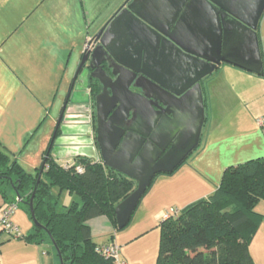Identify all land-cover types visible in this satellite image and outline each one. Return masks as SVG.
I'll list each match as a JSON object with an SVG mask.
<instances>
[{
    "label": "water",
    "instance_id": "obj_1",
    "mask_svg": "<svg viewBox=\"0 0 264 264\" xmlns=\"http://www.w3.org/2000/svg\"><path fill=\"white\" fill-rule=\"evenodd\" d=\"M197 2L210 10L213 19V43L209 45L182 37L178 22L171 27L169 22L156 20L139 0H125L90 38L92 47L83 52L60 111L48 153L61 123V132L69 129L81 135L75 142L93 144L90 89L94 84L102 87L93 94L100 157L73 149L72 159L88 156L101 160L137 182L116 206L119 229L131 221L156 174L172 173L199 146L206 119L203 80L222 63L264 74L258 35L264 0ZM77 91L85 99H77ZM52 154L65 159L72 156L54 149ZM30 206L34 217L32 200ZM34 222L39 224L35 218Z\"/></svg>",
    "mask_w": 264,
    "mask_h": 264
},
{
    "label": "crops",
    "instance_id": "obj_2",
    "mask_svg": "<svg viewBox=\"0 0 264 264\" xmlns=\"http://www.w3.org/2000/svg\"><path fill=\"white\" fill-rule=\"evenodd\" d=\"M1 1L3 0H0V3ZM14 1L5 0L0 4V14L2 11H7L9 14L13 12L14 16L11 19L14 25L11 29V39L3 43L0 42V107L7 109L6 119L2 115L0 116V124L6 125L18 123L16 112L8 111L18 108L19 94H25L23 98L24 107L34 105V102L45 106L43 100L45 98L38 92L35 93V91H40L38 87L40 86L41 90L51 89L52 91L63 88L64 75L69 69L71 71L70 76L74 77L85 50L78 48L76 42L77 44L80 43L79 40L83 39L86 28L90 26L96 33L111 19L125 0H107L106 2H104L105 0L98 2L93 0L88 8L83 0H69V2L60 0L49 5L48 0L40 5H36V3H40L42 0H30L28 4L27 2L17 3L16 0V6L12 4ZM139 2L141 7H145L146 12L151 13L156 20L162 23L169 22L171 27L178 22L177 28L182 37L190 38V41L195 44L209 45L213 43L210 40L213 37L212 30L214 28L210 10L199 5L197 0H139ZM5 3H9L8 6L2 7ZM66 27L72 30L67 39L65 38L67 36ZM23 29H26L25 33ZM258 35L264 62V14L258 27ZM236 42L237 40L234 39L233 43ZM34 75H38L39 79L35 81ZM71 77L64 87L67 93L73 81V77ZM229 77L231 81L224 80ZM202 86L206 119L200 144L206 125L212 122L214 125L207 127L206 141L197 151L189 167H180L176 172L166 174L170 178L168 179L170 188L166 193L163 194L161 191L157 193L155 189L153 195L149 197L150 191L155 188L152 186L143 197L142 200L143 203L146 202V208L142 207V211L140 209V214L144 212L140 221L142 223L116 230L105 215L94 217L88 221L94 241L97 244L112 241L121 244L122 256L129 264H156L159 242H157V236L154 234L157 232L159 237V233L157 230L152 232L151 230L155 228L156 224L158 226L159 223L161 224L165 212L170 207H175V203H177L176 201L174 203L163 201L165 196L178 198L180 201L178 203L181 205L179 208L182 209L198 199L213 194L227 166L264 155V135L257 122L258 118L264 117V74L258 75L234 64L222 63L217 70L203 80ZM17 88L19 91L14 93ZM66 95L62 99V104ZM216 107L223 110V119L217 117L214 112ZM233 108H237L236 112L230 110ZM231 115H233L231 118L233 119L232 126L236 128L238 133L237 137L234 138L235 151H229L225 147L226 145H221L226 137V133H224L226 131L225 124ZM217 127L221 132L214 133ZM78 129L84 130V127L79 126ZM67 131L64 133L60 130V135L57 136V139H60V147L64 148L62 150L57 149L58 153H72L71 158H68L72 159L77 149L87 148V150L82 151L84 154L90 156L97 154L100 157L99 148L95 142L93 144H79L75 140L82 139L80 138L81 135L69 132V129ZM2 134L4 133L0 131V144L15 155L14 150L16 148L7 142ZM54 145L55 143L53 149ZM234 154H237L239 157L237 158L240 160H232ZM183 176L185 178H182ZM156 199H159L157 203L153 201ZM3 204L4 200L0 195V208ZM138 207L134 212L135 215ZM256 209L264 215V200L258 203ZM153 210L156 212L152 213V218L147 219L148 213ZM13 220L16 224L18 223L20 229L21 226H24L23 219L17 217V214ZM21 230L27 233L33 228L30 229L27 226ZM150 234H153V237ZM1 235L0 264H60L54 247L53 249L45 247L44 244L29 242L24 238H11L3 232ZM144 240L147 244L138 245ZM136 242H138L137 247L130 250L129 247ZM250 249L255 263L264 264V219L251 242Z\"/></svg>",
    "mask_w": 264,
    "mask_h": 264
},
{
    "label": "trees",
    "instance_id": "obj_3",
    "mask_svg": "<svg viewBox=\"0 0 264 264\" xmlns=\"http://www.w3.org/2000/svg\"><path fill=\"white\" fill-rule=\"evenodd\" d=\"M93 89L96 94L98 85ZM50 145L51 141L35 172L26 171L16 156L0 148V195L4 200L0 212L15 204L11 216L14 222L23 203L33 221V230L25 233L14 222L20 231L16 237L52 244L60 264L61 259L63 264H112L110 258L97 252L98 244L88 221L105 215L120 230L116 206L136 188L137 182L88 156L57 159L52 154L53 145L48 153ZM64 191L73 197L69 205L60 202ZM261 200H264V156L227 166L213 194L188 204L177 216L161 222L156 264H256L250 245L264 219L256 209Z\"/></svg>",
    "mask_w": 264,
    "mask_h": 264
},
{
    "label": "rangeland",
    "instance_id": "obj_4",
    "mask_svg": "<svg viewBox=\"0 0 264 264\" xmlns=\"http://www.w3.org/2000/svg\"><path fill=\"white\" fill-rule=\"evenodd\" d=\"M4 1L5 0L1 1L0 4H2ZM29 1L30 0H17V3H25V2H27V4H28ZM44 1H47V0H42V1H40V3H36V5H40ZM54 1L55 2H59L60 0H48V5L50 3H52V2H54ZM63 1H65V0H63ZM98 1L99 0H97V2ZM106 1L107 0H105L104 2H106ZM67 2H69V0H67ZM91 2H93V0H83V3H86V7L87 8L91 4ZM8 4L9 3H5L4 6H2V7H5V5L8 6ZM12 4L14 6H16V0ZM13 18H14L13 12L12 13L10 12V14H9V13H7V11H2V13L0 14V42L1 43H3L4 41H9L11 39V31H12L11 29L14 27L13 21H11V19H13ZM23 30H24V33H25L26 29H23ZM71 31L72 30L69 29L68 27L65 28V33H67L66 34L67 36L65 37L66 39L71 35ZM94 33H95L94 29L91 26L86 28L83 39L79 40V42H80L79 44H77V42H76V46H78V48H82L84 50L85 46H86V41H88V39L91 38L94 35ZM61 36H62V34H61ZM76 39H77V37H76ZM70 72L71 71L69 69L67 71L66 75H64L65 77H64L63 88H60L59 90H56V91H52L51 89H49V90H41L40 86H39L38 88H39L40 91H35V93L38 92V94H41L42 97L45 98V99H43L44 103H45V106L41 105L40 103L34 102V105H29V106L26 105L27 107L25 106L26 107L25 108L23 106V102H24L23 98H24L25 94H23V93H21V95L19 94V97H18V99H19L18 100V104H19L18 108L16 110H9L8 111V112L11 111L13 113L16 112V114L18 116V123H16V124L15 123H10L9 125H6L4 123L0 124V131L4 133V134H2L3 138L7 142H9L14 148H16L14 150L15 151V155L18 158V160L22 163V165L24 166L26 171H28V172H35V170L38 168L37 166H39L41 164L43 150L47 148V145L51 141L50 138H52L53 133L55 131V128H56V125H57V120H58V117H59V114H60V111H61V108H62L61 106L63 105L61 102H62V99L65 97V95L67 93L66 90L64 89V87L66 86V84L70 80V77H71L70 76ZM34 78H35V81H36V80L39 79V76L38 75H34ZM221 80H223V78H221ZM224 80L228 81V82L231 81L230 77L228 79H224ZM18 91H19V88H17L14 93H17ZM76 95H77V99H80V100L85 99L82 91H77ZM76 95L74 97L73 96H71V97L75 98ZM22 99H23V101H22ZM20 104H22V105H20ZM236 109L233 108V109H230V110H233L234 112H236ZM208 110H209V112H211L210 108H208ZM214 112L216 113L217 117H222V119L224 118L222 109H220V108L218 109V107H216L214 109ZM226 112H228V111H226ZM6 113H7V109H4L3 107H0V116L2 115V117L4 119H6V117H5ZM232 116L233 115H231V117L229 118V120L225 124V130L226 131L224 133H226V137L223 140V142L221 143V145H223V146L226 145L225 147H227V149L229 151H235L236 143H235V139L234 138L237 137V135H238V133L236 131V128H234L232 126V123H233L232 122L233 119H231ZM25 117L28 119V121H26L27 119ZM211 125H214V122H212L210 124L208 123L206 125V127L204 129V133H203L201 144L194 151H192L189 154V156L185 159L186 162L184 164H182L180 167H189V164L192 163V160L194 159L197 151L205 143V141H206V131L208 129L207 127L211 126ZM262 128L264 129V127H262ZM23 129H25V130H23ZM263 129L261 131H262V133L264 135V130ZM216 132H221L220 129H218V127L214 130V133H216ZM59 140L60 139H56L55 145H54V150H57L58 148H60ZM0 148L9 151L7 148L3 147L2 144H0ZM62 149H64V148H62ZM84 150H87V148H81L80 149V151H84ZM9 152H11V151H9ZM262 156H264V155H262ZM237 157H238V155L234 154L232 160H235V159L240 160V159H238L239 157L238 158ZM60 159L61 160L62 159L66 160L64 158H60ZM232 164H234V163H232ZM182 171H180V172H182ZM168 177L169 176H167L166 174H160V175L155 177V180H154V182L152 184V186L155 187V188L152 191L149 190L150 191V196L149 197H151L153 195L155 189L157 190V193H159V191H161L163 194L166 193V191L170 188V186H169L170 182H168V179H170V178H168ZM182 178H185V177L183 176ZM152 186H151V188H152ZM72 201H73V197L68 192L64 191L61 194L60 202L62 204L69 205V204H71ZM153 201L155 203H157L159 201V199H156V200H153ZM163 201L172 202V203H174L176 201L177 203H175L176 204L175 207L179 208V206H181L180 203H178V202H180L179 199L174 197V196H170V197H166L165 196V198H163ZM142 203H143V200L140 203L141 208H140V206L138 207L136 215L134 214L130 224L128 225L129 227H132L134 225L137 226L140 223H142L140 221L142 220L141 219L142 218V214L144 216V212L142 214H140L141 213L140 209L142 211V207L146 208V204H145L146 202H144L143 204ZM179 209H181V208H179ZM148 210L151 211V209H148ZM153 212H156V211L153 210L151 213H148L146 218L147 219L152 218V213ZM16 214H17V217L23 219L22 221H23V225L25 227L29 226L30 229L33 228V221L30 219L29 214H28V212L26 210V207H25V205L23 203H20V207L17 210ZM24 226H21V229L25 228ZM154 230H157L158 233H159V237H158L157 232H155V234H154V235L157 236V240H158L157 242H159V238H160V223H159V226L156 224L155 228L152 229L151 232L154 231ZM149 233H150V231H149ZM150 235L153 237V234H150ZM137 243L138 242L133 243L129 247L130 250L131 249H135L137 247ZM145 244H147L146 240L141 241V242L138 243V245H140V246L141 245H145ZM44 245H45V247H50V248L53 249V245L50 244V243H46ZM119 245L121 246V244H119ZM123 245L125 246V244H123ZM139 247H138V249H140ZM158 250H159V247H158ZM156 255H158V253H156Z\"/></svg>",
    "mask_w": 264,
    "mask_h": 264
},
{
    "label": "built area",
    "instance_id": "obj_5",
    "mask_svg": "<svg viewBox=\"0 0 264 264\" xmlns=\"http://www.w3.org/2000/svg\"><path fill=\"white\" fill-rule=\"evenodd\" d=\"M92 46L90 44V38L86 41V49H90ZM257 122L260 126L264 127V117H260L257 119ZM79 171L83 170V167H78ZM16 209L15 204H10L9 206L3 208L0 212V236L2 232L6 233L10 236H19L20 231L19 227L11 220V216L13 215ZM180 213V209L177 207H170L164 215V219H168L172 216H177ZM98 253L102 254L105 257H108L112 260V264H129L127 260L122 256L121 246L112 241L106 244H98L96 247Z\"/></svg>",
    "mask_w": 264,
    "mask_h": 264
},
{
    "label": "flooded vegetation",
    "instance_id": "obj_6",
    "mask_svg": "<svg viewBox=\"0 0 264 264\" xmlns=\"http://www.w3.org/2000/svg\"><path fill=\"white\" fill-rule=\"evenodd\" d=\"M85 51V50H84ZM104 66H105V68L107 69V71L111 74L112 72H111V69L108 67V63L107 62H104ZM95 86H93V87H97V84H94ZM93 87H91V89H90V92H91V95H90V105H91V116H92V122H93V125H94V137H95V143H96V106H95V97L93 96V94H94V89H93ZM101 88L102 87H99L98 86V91H97V93L98 92H100V90H101ZM132 89L133 90H136V91H140V89L138 88V87H136V86H134V85H132ZM60 115V114H59ZM61 126H62V123L59 125V128L58 129H60L61 130ZM60 134H58V136H59ZM56 138H57V136H56ZM96 145H97V143H96ZM98 146V145H97ZM159 174H161V173H157L156 174V176L157 175H159ZM155 176V177H156ZM155 179V178H154Z\"/></svg>",
    "mask_w": 264,
    "mask_h": 264
}]
</instances>
